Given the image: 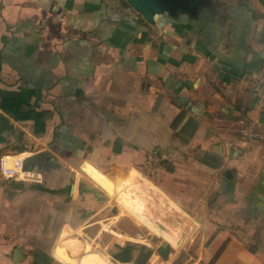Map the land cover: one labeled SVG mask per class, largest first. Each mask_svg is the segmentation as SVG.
I'll list each match as a JSON object with an SVG mask.
<instances>
[{
    "label": "crops",
    "instance_id": "obj_1",
    "mask_svg": "<svg viewBox=\"0 0 264 264\" xmlns=\"http://www.w3.org/2000/svg\"><path fill=\"white\" fill-rule=\"evenodd\" d=\"M191 2L151 24L125 0H0V159L44 182L84 162L157 241L115 261L264 264V0ZM20 181L0 171V264H106L74 233L41 245Z\"/></svg>",
    "mask_w": 264,
    "mask_h": 264
},
{
    "label": "rangeland",
    "instance_id": "obj_2",
    "mask_svg": "<svg viewBox=\"0 0 264 264\" xmlns=\"http://www.w3.org/2000/svg\"><path fill=\"white\" fill-rule=\"evenodd\" d=\"M83 163L80 162L74 167V174L63 171L50 182L27 177L18 183L21 185L17 188L19 193L25 196L22 199L24 204L21 205L25 206V221L31 223L33 213L35 217L41 215V245L53 250L58 239L70 237L69 233H74L78 243H84L104 255L106 264H123L113 260L114 254L125 259L132 248L140 250L155 247L157 241L151 239L153 235L149 230L140 225H136L137 229L134 230L129 224L130 217L101 190L90 184L82 171ZM158 163L159 161H153L152 165L157 167ZM149 172L152 171L148 167L142 170V173L147 175ZM36 184L41 185L37 187ZM90 186H93L92 189ZM155 191L154 193L157 192ZM154 195L157 199L154 197L153 201L155 199L160 203L167 201L161 193ZM118 245L126 248V254L120 251ZM146 254L148 256L150 253L144 251L138 256L137 261L142 260L143 264L146 263ZM150 259L147 264H169L171 260L163 262L156 257ZM185 261L186 258L179 257L175 264H183Z\"/></svg>",
    "mask_w": 264,
    "mask_h": 264
},
{
    "label": "water",
    "instance_id": "obj_3",
    "mask_svg": "<svg viewBox=\"0 0 264 264\" xmlns=\"http://www.w3.org/2000/svg\"><path fill=\"white\" fill-rule=\"evenodd\" d=\"M148 23L155 24L164 14L175 16L179 11H187L191 0H125Z\"/></svg>",
    "mask_w": 264,
    "mask_h": 264
},
{
    "label": "built area",
    "instance_id": "obj_4",
    "mask_svg": "<svg viewBox=\"0 0 264 264\" xmlns=\"http://www.w3.org/2000/svg\"><path fill=\"white\" fill-rule=\"evenodd\" d=\"M252 92L258 102L264 106V70L255 75L252 84ZM8 159V156L0 159L1 173L8 178H13L14 180H23L27 178L25 176V172L22 170V161H17L12 168H7L6 165L8 163Z\"/></svg>",
    "mask_w": 264,
    "mask_h": 264
}]
</instances>
